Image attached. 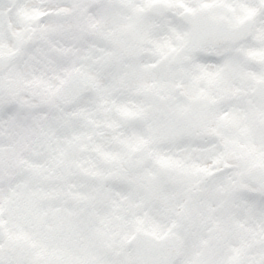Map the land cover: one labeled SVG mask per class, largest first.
Instances as JSON below:
<instances>
[{
	"label": "snow or ice",
	"instance_id": "1",
	"mask_svg": "<svg viewBox=\"0 0 264 264\" xmlns=\"http://www.w3.org/2000/svg\"><path fill=\"white\" fill-rule=\"evenodd\" d=\"M0 264H264V0H0Z\"/></svg>",
	"mask_w": 264,
	"mask_h": 264
}]
</instances>
